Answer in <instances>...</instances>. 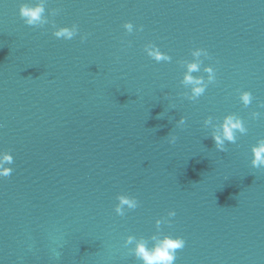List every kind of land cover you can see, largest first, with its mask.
<instances>
[{
  "label": "water",
  "instance_id": "obj_1",
  "mask_svg": "<svg viewBox=\"0 0 264 264\" xmlns=\"http://www.w3.org/2000/svg\"><path fill=\"white\" fill-rule=\"evenodd\" d=\"M22 2L0 0V150L14 156L0 264H139L126 237H151L170 210L160 231L186 242L175 264H264V170L250 163L264 137V117L250 119L264 112V0H48L84 42L26 25ZM126 21L144 31L127 35ZM149 41L173 61L151 60ZM194 47L218 77L197 102L178 95L176 63ZM230 112L249 132L219 152L203 120ZM120 193L140 207L118 216Z\"/></svg>",
  "mask_w": 264,
  "mask_h": 264
},
{
  "label": "clouds",
  "instance_id": "obj_2",
  "mask_svg": "<svg viewBox=\"0 0 264 264\" xmlns=\"http://www.w3.org/2000/svg\"><path fill=\"white\" fill-rule=\"evenodd\" d=\"M48 0H24L19 6V15L24 23L31 27L44 28L51 25L52 35L57 39L71 41L77 36L81 42L88 39L87 33L81 34L77 23L71 25L58 26L54 17L60 14L61 9L47 7ZM123 28L127 35L144 31L143 25H135L132 21H126ZM125 42H122V44ZM127 47L132 46V41L126 42ZM143 51L146 55L157 63L173 61V57L162 51L155 42L149 41L144 44ZM190 59L181 58L176 63L183 69L182 79L179 84L184 91L178 95L191 102H197L208 90L210 85L218 83L217 68L213 64H205V60L211 59V54L204 47H194L190 50ZM199 73L198 75H194ZM239 103L244 108H248L254 99L253 93L248 90H237ZM259 108L264 109V102H259ZM175 105H172V109ZM162 114V113H161ZM162 116V115H161ZM264 117V112L252 111L250 119L260 120ZM177 127H184L187 123V117L181 116L175 122ZM203 128L210 131L215 148L219 152H227L229 144H236L240 136L249 132L247 122L236 112L225 114L222 118L207 116L203 120ZM177 136L168 135V142L175 144ZM14 163V156L10 150H0V178L9 177L14 169L8 165ZM251 167L257 170H264V137L257 139L256 143L251 145ZM118 201L115 205V213L124 217L129 211L140 207V200L136 196L126 193L117 195ZM175 210H170L167 217L156 219L155 224L157 232L149 238L143 236L128 235L124 241V246L128 253L135 258L139 264H175L177 250L184 248L185 240L179 236L163 234L160 231L162 224H171V217H175ZM131 246V247H129Z\"/></svg>",
  "mask_w": 264,
  "mask_h": 264
}]
</instances>
